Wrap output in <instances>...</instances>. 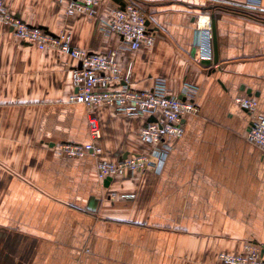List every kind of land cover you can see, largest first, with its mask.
Masks as SVG:
<instances>
[{
    "label": "crops",
    "instance_id": "0c3cea01",
    "mask_svg": "<svg viewBox=\"0 0 264 264\" xmlns=\"http://www.w3.org/2000/svg\"><path fill=\"white\" fill-rule=\"evenodd\" d=\"M2 1L29 25L69 31L83 50L118 43L57 0ZM122 2L144 9L154 34L118 56L131 86L164 79L177 96L193 88L198 114L185 116L160 164L139 138L145 119L104 106L94 153L66 154L63 144L91 140L88 107L68 101L74 64L57 48L18 40L0 11V264H218L219 253L248 243L264 257V151L245 139L264 112V0H100L98 18ZM198 14L215 22L209 67L196 44ZM246 96L253 111L234 102ZM130 156L151 163L98 178L97 160Z\"/></svg>",
    "mask_w": 264,
    "mask_h": 264
},
{
    "label": "built area",
    "instance_id": "2783aa9c",
    "mask_svg": "<svg viewBox=\"0 0 264 264\" xmlns=\"http://www.w3.org/2000/svg\"><path fill=\"white\" fill-rule=\"evenodd\" d=\"M65 7L66 14H77L87 23L97 22L103 35L117 36L118 43L106 51L90 52L73 46L70 32L63 30L52 34L39 26L29 25L20 17L9 12L0 0L1 19L20 41L35 45L40 50L57 48L73 62L71 80L74 91L68 96L70 102H81L88 107L90 142L85 144L66 143L62 150L73 157L93 154L95 142L101 136V124L97 108L111 107L127 116H141L145 124L139 130V138L152 146V156L162 163L172 146V141L182 133L183 119L187 114L196 113L193 88H186L180 95L169 92L163 79L155 80L151 88L138 90L130 84V74L122 72L118 56L123 51L136 50L150 45L154 34L148 28L147 14L136 3H126L113 9L106 18H98L96 6L100 0H57ZM257 6L258 0H249ZM212 16L198 14L194 27L198 33L197 46L201 60H213ZM235 103L243 109L253 111L255 99L237 97ZM152 118V120H149ZM249 125L245 139L264 151V112ZM150 164L145 156L121 157L115 161L97 160L96 171L100 180L115 173L133 174L142 164ZM142 168L141 170H143ZM218 264H264L259 246L248 243L234 254H219Z\"/></svg>",
    "mask_w": 264,
    "mask_h": 264
},
{
    "label": "water",
    "instance_id": "95a60500",
    "mask_svg": "<svg viewBox=\"0 0 264 264\" xmlns=\"http://www.w3.org/2000/svg\"><path fill=\"white\" fill-rule=\"evenodd\" d=\"M120 2L122 0H119ZM123 2L121 3V6H123ZM212 22V32H213V60L210 61V60H201V64L205 67H209L212 63H217V43H216V34H215V22H214V19L211 20ZM248 94H251L250 91L248 90ZM246 110V109H245ZM149 120H152V118H149ZM253 122H251V125H252ZM110 180V178H106L104 180L105 183H107L108 181Z\"/></svg>",
    "mask_w": 264,
    "mask_h": 264
},
{
    "label": "rangeland",
    "instance_id": "374dc122",
    "mask_svg": "<svg viewBox=\"0 0 264 264\" xmlns=\"http://www.w3.org/2000/svg\"><path fill=\"white\" fill-rule=\"evenodd\" d=\"M64 9H65V7H64ZM64 12H65V10H64ZM65 14H66V12H65ZM67 15H71V14H67ZM163 80H164V79H163ZM164 81H165V80H164ZM165 82H166V81H165ZM236 98H237V97H236ZM234 102H235V99H234ZM196 107H197V105H196ZM198 110H199V108L197 107V112H196V113H190V114H198ZM187 115H189V114H187ZM187 115H186V116H187ZM182 132H183V130H182ZM181 134H182V133H181ZM180 136H181V135H180ZM177 139H178V138H177ZM175 140H176V139H175ZM175 140L172 141V144H173V142H174ZM130 157H132V156H130ZM142 166H143V167H141V169H142V168H148V167H149V164H147V163H143ZM141 169L135 171L134 173L141 172ZM118 174H130V173H127V172H125V173H123V172H119V173H115L113 176L118 175ZM244 247H245V246H244ZM244 247L242 248V250L244 249ZM242 250H241V251H242ZM239 252H240V251H239ZM221 253L234 254V253H237V252H232V253L221 252ZM221 253H219V254H221ZM219 254H218L217 257H216L217 260H218Z\"/></svg>",
    "mask_w": 264,
    "mask_h": 264
}]
</instances>
